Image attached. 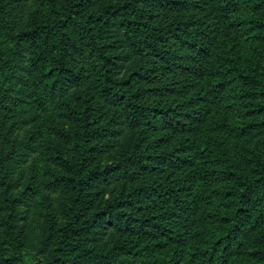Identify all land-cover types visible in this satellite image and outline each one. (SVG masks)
I'll return each instance as SVG.
<instances>
[{
	"label": "trees",
	"instance_id": "16d2710c",
	"mask_svg": "<svg viewBox=\"0 0 264 264\" xmlns=\"http://www.w3.org/2000/svg\"><path fill=\"white\" fill-rule=\"evenodd\" d=\"M0 264H264V0H0Z\"/></svg>",
	"mask_w": 264,
	"mask_h": 264
}]
</instances>
